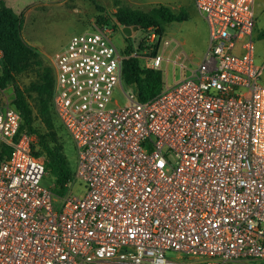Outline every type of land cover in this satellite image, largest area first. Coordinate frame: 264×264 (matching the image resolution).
<instances>
[{
  "label": "built area",
  "instance_id": "built-area-1",
  "mask_svg": "<svg viewBox=\"0 0 264 264\" xmlns=\"http://www.w3.org/2000/svg\"><path fill=\"white\" fill-rule=\"evenodd\" d=\"M194 5L208 26L205 53L150 100L112 102L123 60L137 56L119 52L112 26L91 23L53 55L52 110L75 145L78 195L71 181L61 194L42 186L36 136L20 131L13 93L4 97L0 264H264L256 0ZM169 44L148 68L160 70ZM172 62L185 69L179 53Z\"/></svg>",
  "mask_w": 264,
  "mask_h": 264
},
{
  "label": "rangeland",
  "instance_id": "rangeland-1",
  "mask_svg": "<svg viewBox=\"0 0 264 264\" xmlns=\"http://www.w3.org/2000/svg\"><path fill=\"white\" fill-rule=\"evenodd\" d=\"M6 6L19 14L22 18L21 39L23 42L34 49L43 64L53 69V55L66 47L69 39L76 34H80L89 29L91 23H97L99 16L108 20V26H112L111 39L120 53L127 47L136 53L143 67H148V59L152 57V45L160 43L163 40L170 41L167 47H161L160 53L167 57L168 60L161 63L160 71L163 82L171 83L179 81L182 76L189 73L198 64L208 45V26L203 17L191 4L187 2L184 7L187 20L182 22H172L164 25V32L161 37L155 36L150 41V31L145 32L139 28L132 32L130 37H125L121 32V27L114 28L111 18L115 12L114 0H4ZM122 4V1L119 0ZM96 5L101 7L98 10ZM123 5V4H122ZM127 6V5H124ZM146 10V8H142ZM256 31L260 32L264 28V0H256L255 5ZM206 29V31H205ZM254 42V61L258 65L264 63V39L259 38L257 33L253 37ZM141 45V49H139ZM148 47V48H147ZM156 50V53H157ZM180 54L184 62L185 69L181 70L178 65L172 61L176 54ZM126 54V53H125ZM155 54V53H154ZM127 55V54H126ZM1 56V54H0ZM36 68L27 70L15 76L18 86L26 91L29 102L36 115V101L33 92H27L28 88L37 79ZM261 82L264 84V68L261 75ZM13 93V85L8 84L6 88L0 92V99L3 101L6 95ZM134 93V87L122 84V90L117 87L112 93V102L122 106L127 103L125 94ZM14 95V94H13ZM113 104V103H112ZM56 119V117H55ZM54 119L58 136L63 143V150L72 173L75 172L77 166V153L75 145L66 130L59 126L58 120ZM59 123V124H58ZM35 129H41L42 125L37 117L34 120ZM43 159V157H41ZM54 178L51 175H45L41 181L42 186L53 188ZM82 183L73 179L69 183L73 194H80L82 191Z\"/></svg>",
  "mask_w": 264,
  "mask_h": 264
},
{
  "label": "trees",
  "instance_id": "trees-1",
  "mask_svg": "<svg viewBox=\"0 0 264 264\" xmlns=\"http://www.w3.org/2000/svg\"><path fill=\"white\" fill-rule=\"evenodd\" d=\"M115 12L112 15L113 27L137 26L141 31L154 28L158 37L164 32V25L172 22H182L187 18L184 11L173 13L169 8L159 5L147 11L133 9L114 0ZM98 10L101 7L96 5ZM97 24L107 25V19L99 16ZM22 18L0 0V92L8 84L13 85V107L20 113V131L27 130L36 136L32 152L37 157H43L45 175L54 178L53 190L61 194L64 186L72 179L73 173L64 155L63 143L55 126V115L52 110V95L54 90L53 69L43 64L38 53L26 45L21 39ZM264 39V28L257 32ZM158 43L152 45L151 55H155ZM139 45V49H141ZM148 48V47H147ZM132 50L127 47L122 53L130 55ZM35 69L37 79L30 85L27 92L35 94L36 115L29 102L26 91L15 81V76L30 69ZM122 80L126 85L134 87L135 98L144 102L159 94L163 88L161 71L143 67L137 57L128 56L122 62ZM0 99V103H1ZM37 117L42 125L35 129L34 120ZM56 120V119H55ZM59 124V123H58ZM59 126L62 129L61 124ZM7 153L9 151H6Z\"/></svg>",
  "mask_w": 264,
  "mask_h": 264
},
{
  "label": "crops",
  "instance_id": "crops-1",
  "mask_svg": "<svg viewBox=\"0 0 264 264\" xmlns=\"http://www.w3.org/2000/svg\"><path fill=\"white\" fill-rule=\"evenodd\" d=\"M121 1H122L123 5H127L128 7H131L133 9L142 10L141 7L146 8V10H142V11H147L152 7L163 5L167 8H169L173 13H179L180 11H184L186 13L184 7H186L189 4V2H191V4L195 7L194 0H121ZM187 2H188V4H187ZM4 3H5V1H4ZM112 5L114 6V4H112ZM185 20H187V18ZM205 31H206V29H205ZM204 53H203V55H204ZM162 80H163V78H162ZM169 84H171V83L163 82V86L169 85Z\"/></svg>",
  "mask_w": 264,
  "mask_h": 264
},
{
  "label": "water",
  "instance_id": "water-1",
  "mask_svg": "<svg viewBox=\"0 0 264 264\" xmlns=\"http://www.w3.org/2000/svg\"><path fill=\"white\" fill-rule=\"evenodd\" d=\"M138 30V27L137 26H122L121 27V32L123 33V35L125 37H130L131 33L132 32H135Z\"/></svg>",
  "mask_w": 264,
  "mask_h": 264
}]
</instances>
